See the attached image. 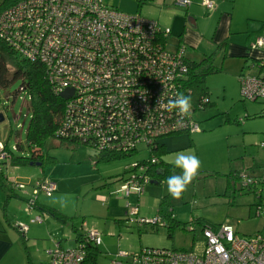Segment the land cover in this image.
Segmentation results:
<instances>
[{"label": "rangeland", "instance_id": "374dc122", "mask_svg": "<svg viewBox=\"0 0 264 264\" xmlns=\"http://www.w3.org/2000/svg\"><path fill=\"white\" fill-rule=\"evenodd\" d=\"M106 1L122 12L139 13L146 18L156 19L162 10L161 25L170 26L173 30L168 38L170 45L166 48H171L172 42L175 44L177 31L171 19L175 14L184 15L186 8L177 4V0ZM226 2L235 4L237 13L251 10L256 14L264 13V0ZM166 20L170 21L163 22ZM185 24L186 30L203 33V30L213 28L209 23H197L193 29L189 23ZM183 41L189 58L197 61L203 56L200 51L189 47L185 38ZM222 57V54L214 57V63L221 65V69L205 77L211 104L194 113L199 130L158 139L159 143L166 145L162 153L166 164L180 151L193 152L201 160L197 178L180 199H173L167 185L162 183L173 174L170 163L167 164L169 172L160 183H145L140 192L131 191L127 196L120 189L122 179L119 178L130 174L131 171L127 172L131 168L130 162L146 155L145 147H139L134 155L103 161L95 148L83 145L69 147L55 138H48L41 146L44 160L40 165L30 162L14 165L9 161L2 166L0 221L9 231L6 238L14 240L16 236L11 234L12 231L18 235L22 250L14 244L3 255L0 264H12L20 257L21 251L24 260L28 254L33 264H47L46 252L57 242L60 241L63 248L75 245L73 227L81 234L90 228L100 232L101 242L97 246L95 264H133L131 256L144 247L200 252L204 241L201 222L232 223L238 234L245 237L264 230V195L258 200L255 192L243 188L241 178L250 176L261 180L264 172V143L255 134L244 132V122L250 123L252 119H245L247 114H251L248 110L264 99H243L237 77L224 68ZM20 83L17 80L8 87H0V145L12 149L19 144L21 150H12L14 154L29 157L26 130L31 112L27 93L18 91ZM253 125L258 127L256 123L250 127ZM175 173L180 174V169H175ZM40 181L54 183L55 187L48 194L39 191L36 195L33 187ZM257 190L264 191V184H258ZM33 197L41 207L53 208L70 220L61 223L49 214L43 215L37 208L29 207ZM168 210L172 211L177 225L168 219L167 226L171 227L155 223L139 225L136 222L138 218L152 220L157 215L161 216L159 212ZM29 213H33V217L41 214V223L29 224ZM20 220L30 227L35 226L33 238L12 229ZM168 231L170 237L167 236Z\"/></svg>", "mask_w": 264, "mask_h": 264}, {"label": "built area", "instance_id": "2783aa9c", "mask_svg": "<svg viewBox=\"0 0 264 264\" xmlns=\"http://www.w3.org/2000/svg\"><path fill=\"white\" fill-rule=\"evenodd\" d=\"M191 2L176 1L183 7ZM201 5L207 11L216 8L215 0H201ZM169 35V27L139 13L122 12L105 0H13L0 10V39L22 57L42 64L47 81L58 94L73 91L56 134L91 145L100 153L134 155L139 147L151 153L159 137L199 130L193 108L182 123L177 110L169 108L168 101L178 92L192 93L186 84L187 47L179 38L166 48ZM249 47L264 49V29ZM255 66L264 68V57ZM239 86L243 99H264V75L241 74ZM209 101L202 96L197 106ZM8 157L0 145V170L1 161ZM141 158L142 162L129 163L131 172L120 184L126 196L152 182L147 169L156 158ZM241 178L244 188L264 184V176L261 180ZM54 187V183L36 182L33 193L48 194ZM35 197L29 207H34ZM41 221V214L30 219ZM136 222L164 226L159 215ZM15 226L26 234L27 224ZM201 233L200 252L144 247L131 260L133 264H264V230L245 237L232 223L221 222L206 223ZM100 242V232L87 229L73 247L56 243L48 250V264H88L89 248Z\"/></svg>", "mask_w": 264, "mask_h": 264}, {"label": "trees", "instance_id": "16d2710c", "mask_svg": "<svg viewBox=\"0 0 264 264\" xmlns=\"http://www.w3.org/2000/svg\"><path fill=\"white\" fill-rule=\"evenodd\" d=\"M12 1L13 0H2V2H0V10L8 6ZM214 55L215 53L203 55L197 61L187 57L188 73L186 84L192 91L191 98L194 113L198 110L207 108L211 104V102L209 101L203 104L201 107L197 106L198 99H200L202 96H208L209 93L205 86V77L208 74L214 73L221 69L220 66H217L214 63ZM17 80L21 81L18 91L26 92L29 98V109L31 112V116L28 128L26 130V142L28 144L27 146L29 148L30 154L29 157L15 155L14 151L12 150H21V146L19 144H17L12 149L8 148L7 145H4V150L9 155V159L7 161H1V169L3 164L8 163L9 161L14 165L24 164L26 162L42 163L44 160V155L42 153L41 146L43 142L48 138H55L60 142V144H64L69 147L83 145L94 148L91 145H87L84 143L82 144L71 138L61 137L56 134L57 130L60 127L67 99L60 97L55 89H53L52 85L47 81L45 70L42 64L38 62H31L28 59L22 57L14 49H12L3 40L0 39V87H8L11 83ZM162 137H159L158 139ZM158 139H156L155 141V147L151 148V153L147 152L144 156L145 158H150L151 156L156 158V161L154 163H150V166H148L149 168L147 169V174L150 176L154 183H160L162 180H164V178L167 176V173L169 172L167 168L169 167L167 165L168 163L166 164L162 159V153L166 149L163 143H159ZM98 153L100 155L99 159L103 161H111L123 158L125 156H131L126 153ZM141 157L135 160L142 162L141 160L143 158ZM1 178L2 172L0 170V179ZM119 179H123V177ZM246 189L249 192H255L258 200H260L261 196L264 195V191L258 192L257 186L255 188L246 187ZM34 207L40 210L41 214L44 215L47 213L61 223H66L68 220H70L68 217L64 216L53 208L41 207L36 200L34 201ZM159 213L162 216L164 226H172H167V219L169 222L175 223L177 225V222H175L174 218L172 217L171 210H168L166 212L161 211ZM206 223L214 224L211 222H201V226H204ZM14 228L18 230L15 225ZM72 230L74 232V241L76 244L78 239L80 238L81 233H79L75 227H73ZM20 233L22 236L26 235L22 234V232ZM167 236L170 237L169 231ZM96 254L97 247L92 249L89 248L87 253L88 264H95ZM26 264H33L28 254Z\"/></svg>", "mask_w": 264, "mask_h": 264}, {"label": "crops", "instance_id": "0c3cea01", "mask_svg": "<svg viewBox=\"0 0 264 264\" xmlns=\"http://www.w3.org/2000/svg\"><path fill=\"white\" fill-rule=\"evenodd\" d=\"M226 1L227 0H215L216 8L207 11L201 5V0H192L191 4L185 8V14H175V17L171 19V23H174V27H176L177 31V40L175 43H178L179 38L182 39V41L183 38H185V42L189 47L195 51H200L203 55L211 53H215V55L222 54L224 68L228 71L231 70L234 75H236L239 84V77L242 73L264 75V68L260 70V68L255 66V63L261 57H264V49L249 47V45L255 40L256 36L262 29H264V13L256 14L252 10L246 11L245 13H237L235 4L229 5ZM158 14L159 15L156 19L148 18L158 21L161 25L162 22L160 19L163 14L162 10H160ZM168 21L170 20L163 22L167 23ZM181 23H183V25L180 28ZM185 23H189L192 29L196 28L197 23H209L210 26L212 24L213 28H209L208 31L203 30L205 33L198 30L191 31L185 29ZM256 23H260V25H257ZM169 28L170 33H173L172 28L170 26ZM218 66L221 67V65ZM248 111L251 112V114L248 112L249 114L245 116V119L247 117L252 119L250 120V123L244 122V132L255 134L257 139H261L260 141L264 143V101L257 106L252 105ZM252 123H256L258 127H255L254 125L253 127H250V125L252 126ZM163 145L166 149V145L164 143ZM262 176H264V172H262L261 177ZM3 215L7 217L5 212ZM28 216L32 219L33 213H29ZM17 223L25 222L20 220ZM30 223L34 224V222L29 221V224ZM29 224H27L28 230L25 237L29 235L31 239L34 237L33 232L35 231V226L30 227ZM12 229L18 231L14 228V225ZM8 234L9 231L0 221V260L14 244L18 245L22 250V242L18 235L12 231L11 234L16 236L12 241L9 238H6ZM57 243L60 244V241ZM19 256L20 257L12 264H26L27 258L24 260V253H22V251Z\"/></svg>", "mask_w": 264, "mask_h": 264}, {"label": "clouds", "instance_id": "9594fccd", "mask_svg": "<svg viewBox=\"0 0 264 264\" xmlns=\"http://www.w3.org/2000/svg\"><path fill=\"white\" fill-rule=\"evenodd\" d=\"M168 104L170 109L177 110L179 123H182L185 118H190L193 108L190 95L178 92L173 99L168 101ZM166 162L173 166V174L162 183L167 185V191L173 199H180L189 185L197 178L202 166L201 160L193 152L180 151ZM175 169H180V174H176Z\"/></svg>", "mask_w": 264, "mask_h": 264}, {"label": "water", "instance_id": "95a60500", "mask_svg": "<svg viewBox=\"0 0 264 264\" xmlns=\"http://www.w3.org/2000/svg\"><path fill=\"white\" fill-rule=\"evenodd\" d=\"M189 19V18H188ZM192 25V24H191ZM72 90L71 89H67V90H64L62 91L59 95L60 97L64 98V99H67L68 97H70L72 95ZM2 119V115H0V120ZM30 164H37V165H40L41 163L40 162H30ZM151 183H154L153 181Z\"/></svg>", "mask_w": 264, "mask_h": 264}]
</instances>
